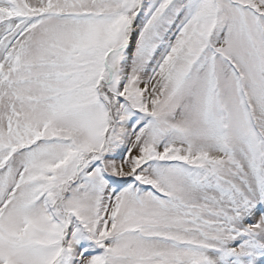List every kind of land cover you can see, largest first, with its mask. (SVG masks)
<instances>
[{
  "label": "snow or ice",
  "instance_id": "obj_1",
  "mask_svg": "<svg viewBox=\"0 0 264 264\" xmlns=\"http://www.w3.org/2000/svg\"><path fill=\"white\" fill-rule=\"evenodd\" d=\"M0 264H264V0H0Z\"/></svg>",
  "mask_w": 264,
  "mask_h": 264
}]
</instances>
